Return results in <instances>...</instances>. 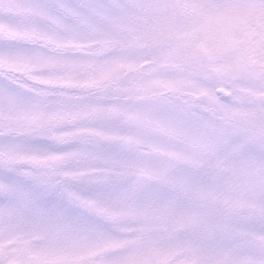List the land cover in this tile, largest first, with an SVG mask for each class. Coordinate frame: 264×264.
Here are the masks:
<instances>
[{
  "label": "snow or ice",
  "instance_id": "6c2138e0",
  "mask_svg": "<svg viewBox=\"0 0 264 264\" xmlns=\"http://www.w3.org/2000/svg\"><path fill=\"white\" fill-rule=\"evenodd\" d=\"M0 264H264V0H0Z\"/></svg>",
  "mask_w": 264,
  "mask_h": 264
}]
</instances>
